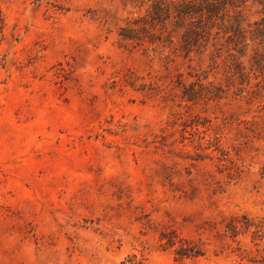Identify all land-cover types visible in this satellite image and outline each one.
I'll use <instances>...</instances> for the list:
<instances>
[{
	"label": "rangeland",
	"instance_id": "obj_1",
	"mask_svg": "<svg viewBox=\"0 0 264 264\" xmlns=\"http://www.w3.org/2000/svg\"><path fill=\"white\" fill-rule=\"evenodd\" d=\"M151 3L0 0V264H264V50L124 39Z\"/></svg>",
	"mask_w": 264,
	"mask_h": 264
},
{
	"label": "trees",
	"instance_id": "obj_2",
	"mask_svg": "<svg viewBox=\"0 0 264 264\" xmlns=\"http://www.w3.org/2000/svg\"><path fill=\"white\" fill-rule=\"evenodd\" d=\"M151 1L145 15L121 28L124 39L157 42L163 46L168 43L184 55L220 42L219 50L226 45L231 66L238 69L243 64L239 57L248 48L254 49L257 55L260 48L264 50V17L245 23L244 7L249 0ZM255 1L264 6V0ZM262 59H256V63L259 65Z\"/></svg>",
	"mask_w": 264,
	"mask_h": 264
}]
</instances>
